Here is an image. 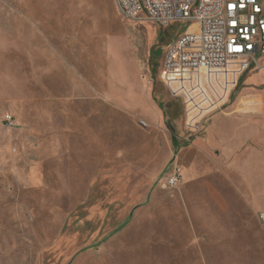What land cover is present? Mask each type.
I'll return each instance as SVG.
<instances>
[{
	"label": "rangeland",
	"instance_id": "obj_1",
	"mask_svg": "<svg viewBox=\"0 0 264 264\" xmlns=\"http://www.w3.org/2000/svg\"><path fill=\"white\" fill-rule=\"evenodd\" d=\"M184 29L0 0V264H264L263 73L187 132L160 81Z\"/></svg>",
	"mask_w": 264,
	"mask_h": 264
},
{
	"label": "built area",
	"instance_id": "obj_2",
	"mask_svg": "<svg viewBox=\"0 0 264 264\" xmlns=\"http://www.w3.org/2000/svg\"><path fill=\"white\" fill-rule=\"evenodd\" d=\"M114 2L128 20L144 16L164 28L185 25L165 51L160 81L181 98L187 132L197 133L201 121L228 101L243 73H263L264 79V0ZM5 122L14 125L9 115ZM178 177L173 174L169 185L177 186ZM259 221L264 231V212Z\"/></svg>",
	"mask_w": 264,
	"mask_h": 264
},
{
	"label": "trees",
	"instance_id": "obj_3",
	"mask_svg": "<svg viewBox=\"0 0 264 264\" xmlns=\"http://www.w3.org/2000/svg\"><path fill=\"white\" fill-rule=\"evenodd\" d=\"M166 126H167V128L171 131V128L169 127V125L167 124ZM171 136H172V137H171V138H172V139H171V141H172V146H173L174 150L177 151V149H178L180 146H179V144H178V142H177V140H176V137H175V135H174L173 132L171 133ZM182 146H187V143H184Z\"/></svg>",
	"mask_w": 264,
	"mask_h": 264
},
{
	"label": "crops",
	"instance_id": "obj_4",
	"mask_svg": "<svg viewBox=\"0 0 264 264\" xmlns=\"http://www.w3.org/2000/svg\"><path fill=\"white\" fill-rule=\"evenodd\" d=\"M211 131H213V129H211ZM211 131H210V132H211ZM211 133H213V132H211ZM215 154H217L216 151L214 152V155H215ZM215 156H217V155H215Z\"/></svg>",
	"mask_w": 264,
	"mask_h": 264
}]
</instances>
